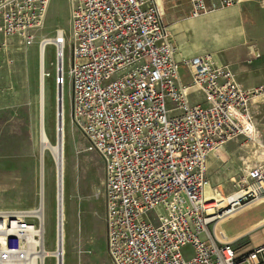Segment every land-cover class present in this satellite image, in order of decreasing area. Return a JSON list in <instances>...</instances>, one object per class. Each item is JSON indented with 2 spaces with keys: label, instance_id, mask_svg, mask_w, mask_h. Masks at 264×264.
Masks as SVG:
<instances>
[{
  "label": "built area",
  "instance_id": "2783aa9c",
  "mask_svg": "<svg viewBox=\"0 0 264 264\" xmlns=\"http://www.w3.org/2000/svg\"><path fill=\"white\" fill-rule=\"evenodd\" d=\"M49 1L0 0V58L10 41L34 44ZM240 1L189 0V17ZM68 3L69 115L86 150L102 161L112 264H264V238L238 252L240 238L215 233L226 208L207 179L213 152L238 137H254L250 95L264 88L245 89L229 64L208 53L178 61L157 0ZM56 43L63 47L56 84L64 90L63 32ZM180 64L190 74L188 85L180 83ZM244 184L243 195L225 202L227 208L264 194V166L248 169ZM13 223L25 228L0 211V264H16L23 252L24 238Z\"/></svg>",
  "mask_w": 264,
  "mask_h": 264
},
{
  "label": "rangeland",
  "instance_id": "374dc122",
  "mask_svg": "<svg viewBox=\"0 0 264 264\" xmlns=\"http://www.w3.org/2000/svg\"><path fill=\"white\" fill-rule=\"evenodd\" d=\"M241 9L244 19L241 43L244 41L255 47L253 58L248 57L233 69L236 68L234 72L245 89L264 88V4L261 0ZM69 19L68 0H50L34 44L23 47L10 41L6 55L8 70L0 75V93L6 98L5 103L0 104V211H31L39 205L42 164L39 43L45 37L55 38L56 32L61 30L66 40L63 59L65 261L66 264H112L106 251L102 161L96 153L86 150V142L69 115ZM56 54L55 46L46 47L45 131L49 142L54 145L57 144L56 94L59 88L56 84ZM213 54L221 62L226 59L221 49ZM178 73L180 83L189 84L190 74L184 65L179 66ZM249 109L254 137H238L229 141L208 160L209 186L220 195L218 198H224L228 203L239 199L245 192L247 185L244 184L243 188L242 183L248 169L264 166V89L250 95ZM44 168V243L48 251H55L58 181L57 165L49 151L44 153ZM263 220L264 203H261L225 220L220 231L230 240L240 237L235 247L238 252H245L263 242L262 227L252 229ZM27 222L36 226L39 223L38 220ZM189 252V247H186L183 256L189 257ZM56 262L55 257L45 259V264Z\"/></svg>",
  "mask_w": 264,
  "mask_h": 264
},
{
  "label": "crops",
  "instance_id": "0c3cea01",
  "mask_svg": "<svg viewBox=\"0 0 264 264\" xmlns=\"http://www.w3.org/2000/svg\"><path fill=\"white\" fill-rule=\"evenodd\" d=\"M260 1L241 0L229 8L213 11L198 18L189 17V0H157V3L163 14V22L176 47V59L178 61L206 53L211 54L217 63L230 65L239 83L238 75L234 72L236 68L233 69V66L244 62L248 57L251 59L254 52L253 48L255 47L244 41L241 43L244 35L241 32V29H244L243 9L241 8L243 6H253ZM262 3L264 4V0H262ZM1 40L0 37V42ZM218 49H221L224 53L226 59L223 60L225 63L214 56L213 53ZM6 59V53H2L0 75L5 74L6 70H8L9 65L6 64ZM2 87L4 86L2 85ZM196 98L199 97L194 96V99ZM5 99L0 93V104H4ZM260 223L253 224L252 229ZM248 230L246 232L250 231Z\"/></svg>",
  "mask_w": 264,
  "mask_h": 264
},
{
  "label": "bare ground",
  "instance_id": "6f19581e",
  "mask_svg": "<svg viewBox=\"0 0 264 264\" xmlns=\"http://www.w3.org/2000/svg\"><path fill=\"white\" fill-rule=\"evenodd\" d=\"M62 31L58 30L57 35L55 38L45 37L39 43V52H40V59H39V69H40V124H41V131H40V138H41V149H42V164H41V188H40V199L39 205L35 210L31 211H10L11 216L13 219L21 220L24 223L25 228L17 229L13 223V229L17 230L16 232L19 234L20 237L24 238L23 241V252L21 258L19 259L16 264H45V259L47 257H55L58 264H66V250H65V230H64V180H65V159H64V123H65V107L64 103L62 102V147L58 144H51L48 140L45 131V97H46V75H45V50L46 47L53 45L56 48L57 56H58V67L61 66V53L63 51L62 45L56 43V39L61 37ZM254 53V52H253ZM253 58V55H252ZM59 92L62 93L63 97V90L61 87L58 88ZM49 151L57 165V181L59 187V197L57 198V246L58 250L55 251H48L45 247V168H44V153ZM219 153L218 150L213 152L210 157L214 156L215 154ZM209 157V158H210ZM211 189V188H210ZM220 197V195L218 194ZM237 200V199H236ZM236 200L229 202L232 204ZM219 201L222 203V207L226 208L224 214L221 216V220H218L214 224V231L218 235L220 231L219 225L227 220L235 216L236 214L242 212L244 209H247L251 204L258 205L264 203V196H258L253 203L245 204L241 207L235 208L234 204L232 207L227 208L225 206L226 199H220ZM28 219L31 220H38V225L36 226L33 222H27ZM220 219V218H218ZM217 220V219H216ZM264 222L259 224L255 230L259 227H263ZM254 231V230H253ZM240 238V237H239ZM238 239V238H237ZM232 239L229 241H233Z\"/></svg>",
  "mask_w": 264,
  "mask_h": 264
},
{
  "label": "water",
  "instance_id": "95a60500",
  "mask_svg": "<svg viewBox=\"0 0 264 264\" xmlns=\"http://www.w3.org/2000/svg\"><path fill=\"white\" fill-rule=\"evenodd\" d=\"M59 87V86H58ZM56 135H57V144L62 147V93L59 92L57 88L56 94ZM59 197V187L57 188V198Z\"/></svg>",
  "mask_w": 264,
  "mask_h": 264
}]
</instances>
